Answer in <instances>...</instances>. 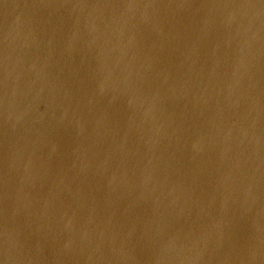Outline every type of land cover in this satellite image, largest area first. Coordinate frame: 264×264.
<instances>
[{"label": "water", "instance_id": "obj_1", "mask_svg": "<svg viewBox=\"0 0 264 264\" xmlns=\"http://www.w3.org/2000/svg\"><path fill=\"white\" fill-rule=\"evenodd\" d=\"M0 264H264V0H0Z\"/></svg>", "mask_w": 264, "mask_h": 264}]
</instances>
